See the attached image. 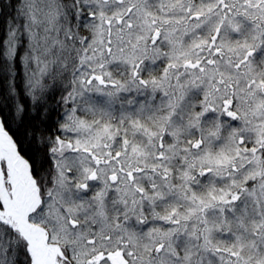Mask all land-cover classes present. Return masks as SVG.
<instances>
[{
    "label": "snow or ice",
    "instance_id": "snow-or-ice-1",
    "mask_svg": "<svg viewBox=\"0 0 264 264\" xmlns=\"http://www.w3.org/2000/svg\"><path fill=\"white\" fill-rule=\"evenodd\" d=\"M0 264H264V0H0Z\"/></svg>",
    "mask_w": 264,
    "mask_h": 264
},
{
    "label": "trees",
    "instance_id": "trees-1",
    "mask_svg": "<svg viewBox=\"0 0 264 264\" xmlns=\"http://www.w3.org/2000/svg\"><path fill=\"white\" fill-rule=\"evenodd\" d=\"M25 103H27V102L25 101ZM5 104L8 105V106L3 109L4 114L5 115H9V109L11 107L12 101H10V100L9 101H5ZM9 118H10V116H9ZM13 127H15V125H13Z\"/></svg>",
    "mask_w": 264,
    "mask_h": 264
}]
</instances>
